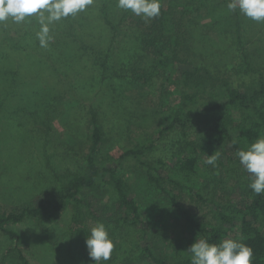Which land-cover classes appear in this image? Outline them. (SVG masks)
Masks as SVG:
<instances>
[{"label":"rangeland","instance_id":"rangeland-1","mask_svg":"<svg viewBox=\"0 0 264 264\" xmlns=\"http://www.w3.org/2000/svg\"><path fill=\"white\" fill-rule=\"evenodd\" d=\"M229 2L206 0L203 13L196 16L200 34L196 30L186 40L196 53L193 63L201 65L203 53L207 62L220 67L216 71L248 84L255 80L253 75L235 74L239 53L231 45L227 26L237 13L244 47L264 69V23L239 10L229 12ZM123 12L116 0H93L85 11L49 25L52 40L47 48L36 37V16L0 24V211L33 205L54 191L56 175L76 170L86 151L90 109L98 113L107 140L101 157L131 148L141 136L166 125L164 107L159 106L160 82H136L131 76V69L148 67L152 58L142 50L139 29L121 21ZM258 104L264 105V96ZM195 135L194 128L169 132L145 159L168 164ZM123 168L149 227L173 231L174 236L190 231L163 192L148 183L139 164L128 161ZM201 181L198 193L171 185L166 189L204 223H214L222 204L245 198L250 183L236 163L209 170ZM72 218L73 209L67 205L51 221L24 219L6 225L19 239L0 231V264H20L17 250L30 264H84V240L96 222L77 227ZM111 238L119 248V260L139 246L138 232L125 225Z\"/></svg>","mask_w":264,"mask_h":264},{"label":"trees","instance_id":"trees-1","mask_svg":"<svg viewBox=\"0 0 264 264\" xmlns=\"http://www.w3.org/2000/svg\"><path fill=\"white\" fill-rule=\"evenodd\" d=\"M160 3L158 17L144 20L124 11L121 21L139 29L142 50L152 58L148 67L130 72L136 82H160L159 106L164 107L166 125L147 137L141 136L131 148L116 149L109 157H101L107 140L98 113L90 109L85 132L87 146L81 164L74 171L56 175V186L49 196H42L33 205L0 211V231L18 240L19 236L6 230V225L24 219L51 221L71 205L72 223L77 227L89 221L100 222L110 238L122 225L138 232V248L119 260L116 259L119 248L113 242V252L106 264H191L186 249L199 238L216 244L224 239L241 241L253 251L252 264H264V194L255 195L248 189L245 198L222 204L213 215L214 223H204L166 189V185H171L198 193L201 179L209 170L229 163L240 165L237 151L264 136V105L258 104L264 96V69L244 47L237 13L227 26L231 45L239 53L235 74L253 75L255 80L238 84L232 76L219 73L220 67L207 62L203 53L199 54L201 65L193 63L192 56L196 53L188 47L186 38L192 32L195 34L199 26L196 16L203 13L206 0H160ZM168 98H172L170 104ZM191 128L195 129V137L173 153L170 163L145 159L167 133ZM216 153L219 159L214 166L204 162ZM128 161L143 168L148 183L163 192L171 209L183 217L190 231L174 236L173 231L167 234L147 225L141 203L125 178L123 165ZM242 169L250 182L249 174ZM16 255L20 264H30L19 250ZM84 257V264H92L87 252Z\"/></svg>","mask_w":264,"mask_h":264},{"label":"clouds","instance_id":"clouds-1","mask_svg":"<svg viewBox=\"0 0 264 264\" xmlns=\"http://www.w3.org/2000/svg\"><path fill=\"white\" fill-rule=\"evenodd\" d=\"M93 4V0H0V24L11 20L21 23L36 16L40 25L36 37L42 48L52 40L49 25L64 18L75 16ZM116 7L150 20L160 15V0H116ZM227 10L239 12L246 18L264 23V0H230ZM240 165L249 174V189L255 195L264 194V136L236 153ZM219 153L204 161L215 165ZM88 259L92 264H106L111 258L114 244L103 223L97 222L84 240ZM186 251L191 264H252L253 251L245 243L224 239L219 244L209 243L205 238L194 239Z\"/></svg>","mask_w":264,"mask_h":264}]
</instances>
